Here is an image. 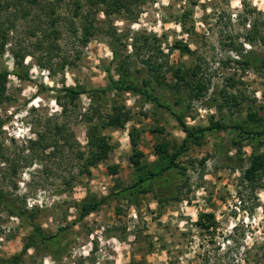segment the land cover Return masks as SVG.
<instances>
[{
    "label": "rangeland",
    "instance_id": "obj_1",
    "mask_svg": "<svg viewBox=\"0 0 264 264\" xmlns=\"http://www.w3.org/2000/svg\"><path fill=\"white\" fill-rule=\"evenodd\" d=\"M113 1L22 0L20 7L0 0L12 4L1 22L17 16L0 73L27 77H7L0 105V192L4 205L26 212L20 218L0 204V260L19 255L37 227L57 235L55 244L28 248L19 264H264V171L253 185L244 181L256 144L233 128H264V66L246 64L249 53L264 59V0H119L117 9ZM21 8L30 14L21 17ZM50 19L58 48L47 53L39 28L49 32ZM85 21L94 31L82 45ZM19 48L29 53L23 69L15 65ZM146 60L162 65L164 84L151 82L159 102L190 128H220L188 141L175 160L181 169L122 196L157 160L155 146L176 153L185 139L163 107L127 91L93 93L109 86L106 70L121 80L123 66L142 84ZM64 87L83 94L71 104ZM93 105L97 115L89 113ZM115 110L125 121L100 126ZM90 127L110 153L84 170ZM38 137L46 148L30 145ZM104 198L80 218L84 203ZM203 214L213 215L208 230L198 222Z\"/></svg>",
    "mask_w": 264,
    "mask_h": 264
},
{
    "label": "trees",
    "instance_id": "obj_2",
    "mask_svg": "<svg viewBox=\"0 0 264 264\" xmlns=\"http://www.w3.org/2000/svg\"><path fill=\"white\" fill-rule=\"evenodd\" d=\"M18 3V6H22V0H16ZM126 2V1H125ZM16 3V7H17ZM28 3L32 4L35 3V0H28ZM113 7L117 8H123L122 6L124 4H121L119 0L113 1ZM127 4V3H125ZM128 5V4H127ZM12 6V4L9 2H5V5H2L0 2V13L2 12H7ZM79 6V4L77 5ZM19 7V8H20ZM128 7V6H127ZM19 11V10H17ZM16 11V12H17ZM21 17H27L30 12L25 11L23 8H21ZM50 14H53V10L50 11ZM79 13L78 11L74 12V15L77 16ZM6 18L4 19V22L0 21V55L3 54V49L7 46L8 44V38L10 32L15 28V25L13 24L14 19L17 17L16 13H10L5 16ZM9 22V25L7 27H4V23ZM56 22L52 19H50V28L51 30L47 32L46 29H42L41 27L39 28L40 31L43 30V39L48 38L49 44V49L46 50L47 53H50L51 50H56L58 47L55 44V41L53 42L54 39H58V31L54 29ZM38 28V27H37ZM70 31L76 36L78 34V30L76 28L70 29ZM80 31V41L82 45H85L89 38L93 35L94 27H93V22L89 21L86 22L85 24L79 29ZM30 36H34L35 32H30ZM51 39V40H50ZM146 38L144 39V43L146 42ZM43 42V41H42ZM56 45V46H55ZM38 49H44L43 44L41 42H38L36 44ZM45 52V53H46ZM19 58L16 60V67L22 68L24 67V61L29 56L27 51L25 49L19 48ZM46 53V54H47ZM242 57L245 58V55ZM248 66L250 65L251 67H256L258 63H262V66H264V59L261 57L255 56L253 53H249L246 55ZM248 59H251L250 61ZM50 61H48L47 64H49ZM145 67L148 71V77L147 79L142 80V84L138 83L134 79V77L131 75L130 70L126 67L123 66L121 67L123 69V74L122 78L119 81H115L113 77L111 76L109 70H106V73L108 75V80H109V86L104 89V90H98V91H93V93L99 94V93H105V92H120V91H127L130 92L136 96L143 97L147 99L149 102L155 104L156 106H161L164 109H166L170 115L175 119V121L178 123L180 126L182 132L185 134V139L183 140L178 152L176 153H167L166 148L164 145H157L155 146V153L157 154L158 158L157 160L151 165L147 166L144 170L141 171V174H139L136 178V180L129 186L124 187L119 191V195H124V194H134L137 195L140 192V189L143 188V186L148 185L152 182H155L159 180L161 177H164L165 174L170 175L171 173L174 172L176 169H181L179 165L176 163V158L181 154L183 147L186 146L188 141L193 138H197L200 135L205 134L206 132L212 131L214 129H219L220 127L218 125H211L209 127H204V128H190L186 125L184 118L177 112L173 111L170 106L167 103H161L159 102L156 97L152 94L153 88H152V80L155 82L157 85H163L164 84V75L162 73V65L160 63H152L150 60L144 61ZM67 61L66 59H62V67L66 66ZM42 68H44L46 65L40 64ZM51 68V67H49ZM197 70V69H196ZM195 70V71H196ZM9 75H13L19 80H27V77L24 76L21 72H12L11 74L7 73V71L0 73V105L3 103V101L7 98L6 97V80ZM195 76V75H194ZM203 85L198 84V92L196 97L199 96V92L202 91ZM63 93L66 95V97L69 98L71 104H74L75 100L83 94L80 89H74L70 87H64L63 88ZM65 97V98H66ZM62 108V113H66V106L61 105ZM90 115H97L98 109H94V105L91 106L89 110ZM86 116H89L88 114ZM126 115H123L119 110H115V112L108 116L105 120H102L101 117L99 118L101 125L100 126H110V127H116L120 126L122 121H125L124 117ZM99 117V116H98ZM92 120V119H91ZM90 120V121H91ZM234 129H237L241 132L243 136H246L249 138V140H252L255 142L256 145H253L252 147V155L249 158V164L247 168L243 172V179L246 183L253 185V183L256 181L257 177L260 175L262 171H264V155L259 154V146L264 144V128H254V129H244L240 124H234L233 125ZM61 127L56 126L55 131L56 134L61 132ZM30 145L35 147V146H42L46 148V145H41L42 139L38 137L34 141H29ZM86 145L88 149V155L84 159V170H87V167H93L97 163L107 160L109 153H110V146L106 140V138L99 132V129L97 127H90L87 131L86 135ZM79 158L83 160L84 156L80 155ZM137 165V164H136ZM89 173V171H87ZM142 192V191H141ZM145 192V191H143ZM125 196V195H124ZM106 199H101L98 202L95 203H84L83 204V211L80 215V218H84L88 214L92 213L93 211L97 210L101 204L104 203ZM5 202V196L0 192V204H3ZM5 208L7 209V212L9 214H13L16 216H19L20 218H23L25 215V211H21L19 207H14L12 205H4ZM25 212V213H24ZM199 225L202 226L205 229H209V227L213 224V215L212 214H203L199 217ZM207 222V224H205ZM57 239V235H49L46 236L44 235L37 227H33V237L31 239V243L27 245L23 249V251L11 259L8 260H0V264H19L20 259L22 254L26 252V250L30 247L32 248H38L39 245H44L46 249L52 248L53 244H55V240Z\"/></svg>",
    "mask_w": 264,
    "mask_h": 264
}]
</instances>
